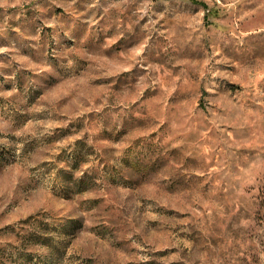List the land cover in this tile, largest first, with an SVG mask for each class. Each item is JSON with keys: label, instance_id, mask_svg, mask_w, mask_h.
<instances>
[{"label": "rangeland", "instance_id": "374dc122", "mask_svg": "<svg viewBox=\"0 0 264 264\" xmlns=\"http://www.w3.org/2000/svg\"><path fill=\"white\" fill-rule=\"evenodd\" d=\"M0 264H264V0H0Z\"/></svg>", "mask_w": 264, "mask_h": 264}]
</instances>
